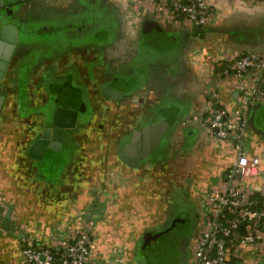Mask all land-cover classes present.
Segmentation results:
<instances>
[{"label":"crops","instance_id":"obj_1","mask_svg":"<svg viewBox=\"0 0 264 264\" xmlns=\"http://www.w3.org/2000/svg\"><path fill=\"white\" fill-rule=\"evenodd\" d=\"M4 1L0 20L18 43L0 81V264H26L23 235L65 254L90 220L95 264H190L206 198L235 159L199 120L212 87L236 108V79L222 69L264 56V0H208L202 27L169 0ZM102 85L125 98L107 99ZM58 105L79 109L77 124L42 156L34 143ZM245 147L260 163L243 184L263 195L264 104L249 113ZM258 236L236 251L244 264H264Z\"/></svg>","mask_w":264,"mask_h":264},{"label":"built area","instance_id":"obj_2","mask_svg":"<svg viewBox=\"0 0 264 264\" xmlns=\"http://www.w3.org/2000/svg\"><path fill=\"white\" fill-rule=\"evenodd\" d=\"M176 16L190 26H206L210 21L208 0H169ZM225 79H236V108L221 105L218 88L212 87L207 98L202 126L235 154L232 171L220 193L210 192L206 211L201 217L190 247V264H244L237 250L258 242L264 231V194L252 195L243 181L259 173L260 159L246 150L250 111L264 104V56L250 54L230 59L224 65ZM235 174H240L237 179ZM93 222H86L66 242V252L55 251L50 243L21 238V254L26 264H95ZM15 230L22 233L21 226ZM94 258V259H93ZM103 264H111L105 262Z\"/></svg>","mask_w":264,"mask_h":264},{"label":"water","instance_id":"obj_3","mask_svg":"<svg viewBox=\"0 0 264 264\" xmlns=\"http://www.w3.org/2000/svg\"><path fill=\"white\" fill-rule=\"evenodd\" d=\"M3 8L6 11L9 10L5 5V1L0 0V10ZM17 43L18 35L16 27L11 23H2L0 20V81L4 79L5 72L8 69ZM102 93L107 99L114 101H120L125 98L123 91L114 89L110 85H102ZM4 100L5 97L0 95V111ZM78 117L79 109L62 105L56 106L50 125L43 130L41 139L34 143L35 145L40 146L43 154L42 156H44L47 148L56 151L59 144L62 143L64 130L74 128L77 124ZM123 151L126 152L124 149ZM123 151H120V157L123 160H126ZM235 177L238 179L241 178L240 174H235ZM12 210V207H9L6 211L3 221V226L6 228H9L10 226ZM4 211V207L0 205V213H3Z\"/></svg>","mask_w":264,"mask_h":264},{"label":"flooded vegetation","instance_id":"obj_4","mask_svg":"<svg viewBox=\"0 0 264 264\" xmlns=\"http://www.w3.org/2000/svg\"><path fill=\"white\" fill-rule=\"evenodd\" d=\"M200 224V223H199ZM199 227V226H198ZM198 227L196 228L197 230H198ZM197 233V232H196ZM189 255H190V253H189Z\"/></svg>","mask_w":264,"mask_h":264}]
</instances>
